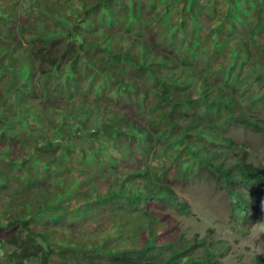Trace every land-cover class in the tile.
<instances>
[{
	"label": "trees",
	"instance_id": "trees-1",
	"mask_svg": "<svg viewBox=\"0 0 264 264\" xmlns=\"http://www.w3.org/2000/svg\"><path fill=\"white\" fill-rule=\"evenodd\" d=\"M233 122L264 133V0H0V264H224L173 184L254 221Z\"/></svg>",
	"mask_w": 264,
	"mask_h": 264
},
{
	"label": "rangeland",
	"instance_id": "rangeland-1",
	"mask_svg": "<svg viewBox=\"0 0 264 264\" xmlns=\"http://www.w3.org/2000/svg\"><path fill=\"white\" fill-rule=\"evenodd\" d=\"M227 135L245 146L247 161L264 169L263 132L233 122ZM173 187L179 199L190 205V213L172 216L188 234L201 235L211 228L214 238H223L226 242L221 257L224 264L248 263L255 255L264 256V192L257 203L254 221L242 224L238 212L231 207L227 191L217 180L200 177L186 183L176 182Z\"/></svg>",
	"mask_w": 264,
	"mask_h": 264
}]
</instances>
